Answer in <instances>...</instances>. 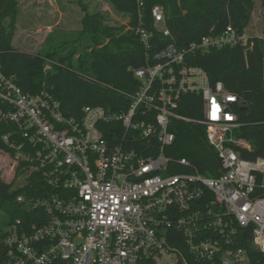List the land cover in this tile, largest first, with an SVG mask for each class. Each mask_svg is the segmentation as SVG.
<instances>
[{"label": "built area", "instance_id": "2783aa9c", "mask_svg": "<svg viewBox=\"0 0 264 264\" xmlns=\"http://www.w3.org/2000/svg\"><path fill=\"white\" fill-rule=\"evenodd\" d=\"M152 15L171 36L163 8ZM136 32L149 50L151 35ZM251 38L230 26L187 50L166 47L135 71L139 89L120 114L86 106L81 118L67 117L49 92L25 94L0 65V122L10 127L1 152L15 188H41L18 197L30 217L7 228L2 264H264V199L255 197L264 159L235 150H252L232 135L238 97L185 61ZM188 94L202 97V121L177 114ZM175 119L206 127L222 175L208 178L167 155Z\"/></svg>", "mask_w": 264, "mask_h": 264}, {"label": "trees", "instance_id": "16d2710c", "mask_svg": "<svg viewBox=\"0 0 264 264\" xmlns=\"http://www.w3.org/2000/svg\"><path fill=\"white\" fill-rule=\"evenodd\" d=\"M114 9L127 16L126 26L105 24L103 14H86L79 36L65 42L61 53L54 48L32 54L13 47L16 30V0H0V65L8 77H13L25 94L49 92L61 103L67 117L81 118L86 106L102 107L110 114L126 112L130 95L140 86L135 71L144 68L163 49L174 45L188 49L207 36H220L228 27L244 33L250 27L256 2L264 0H107ZM142 3L143 6H139ZM164 10L166 28L171 36L156 27L154 7ZM142 27L151 35L147 50L136 30ZM68 47V48H67ZM60 49V48H58ZM189 66L204 69L210 83L221 82L236 95L239 104L233 107L240 128L232 135L251 145L252 150L235 147L241 159H264V41L252 37L245 46L190 52L185 57ZM55 73L47 74V66ZM177 114L202 121L203 100L188 94L179 101ZM9 126L0 122V151H7L2 137ZM170 131L175 142L167 155L175 160L188 159L203 176L218 178L223 174L220 160L207 140L206 127L183 120H172ZM41 184V181H40ZM38 185L15 188L14 182L0 180V264L5 247L2 244L7 228L17 219L29 218L24 206L17 204L19 196H39ZM255 197L264 199V179L259 177ZM6 227L4 231L3 228ZM143 264H155L151 260Z\"/></svg>", "mask_w": 264, "mask_h": 264}, {"label": "rangeland", "instance_id": "374dc122", "mask_svg": "<svg viewBox=\"0 0 264 264\" xmlns=\"http://www.w3.org/2000/svg\"><path fill=\"white\" fill-rule=\"evenodd\" d=\"M16 1L18 6L13 47L32 54L45 53L54 48L58 54L61 53V42L64 45L79 36L86 14H103L105 24L109 26L120 27L129 23V18L117 12L107 0ZM246 33L251 37L264 36V5L260 1L256 2L252 22ZM54 73L50 65L47 74ZM7 161L8 158L0 151V180L10 184L12 175L6 165ZM3 216L0 211V220ZM3 230L5 231L6 227Z\"/></svg>", "mask_w": 264, "mask_h": 264}]
</instances>
